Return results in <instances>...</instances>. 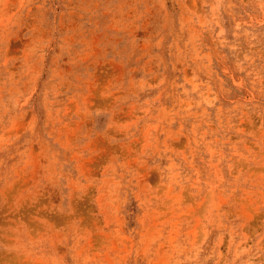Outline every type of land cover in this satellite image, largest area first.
Returning a JSON list of instances; mask_svg holds the SVG:
<instances>
[{"label":"rangeland","instance_id":"374dc122","mask_svg":"<svg viewBox=\"0 0 264 264\" xmlns=\"http://www.w3.org/2000/svg\"><path fill=\"white\" fill-rule=\"evenodd\" d=\"M0 264H264V0H0Z\"/></svg>","mask_w":264,"mask_h":264}]
</instances>
